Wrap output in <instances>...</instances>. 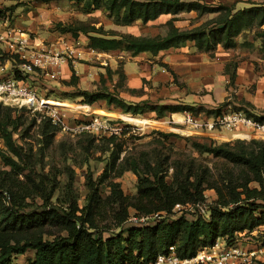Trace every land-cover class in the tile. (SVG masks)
Here are the masks:
<instances>
[{"label": "trees", "instance_id": "trees-1", "mask_svg": "<svg viewBox=\"0 0 264 264\" xmlns=\"http://www.w3.org/2000/svg\"><path fill=\"white\" fill-rule=\"evenodd\" d=\"M48 1V0H44ZM79 1V0H69ZM94 0L87 2L86 9L100 6L109 12L119 25H130L135 20L145 23L161 14H178L196 11L197 16L216 14L215 17L188 30H179L168 22L164 36L119 38L104 35L87 36L88 48L97 52L123 50L131 56L140 52L152 54L193 42L199 50L208 51L216 45L224 49L234 47L235 37L243 31L255 28L264 51V6L233 11L224 6H205L197 1L180 0ZM94 4V5H93ZM62 31L90 32L81 26L68 25ZM97 32L99 30L92 29ZM73 80V78H71ZM84 103L91 105L104 101L107 105L133 115L155 111L158 117L176 111H204L218 114L219 110H202L194 107L151 106L126 103L114 94L81 92ZM256 121L264 123V116L245 111ZM12 120L7 114L0 119V264H13V259L27 251L33 257L27 264H146L158 253L173 246L180 257L192 256L198 248L206 247L223 237L230 241L236 233L264 225V141L223 142L194 144L200 153L221 158L237 165L242 175L239 182L228 179L218 191V203L209 207V217L188 221L183 216L167 220L175 204L204 201L202 192L215 188L213 176L206 168L193 161H175L168 165L164 158L155 157L152 163L144 162L140 170L135 160L119 156L124 148L123 136H101V146H95L102 154L107 153L99 177L85 175L86 195L83 206L77 203L70 185L62 198H54L58 187L52 170L44 171L39 152L15 142ZM121 124L120 122H113ZM50 122L43 128L51 132ZM50 129V130H49ZM48 133V132H43ZM171 134L166 135L168 138ZM172 169L171 181L165 179ZM125 171L137 175L136 193L126 195L113 179ZM110 173H113L110 176ZM254 181L258 189L250 190L247 183ZM106 184L108 195L103 198L99 187ZM240 190H237L239 189ZM243 195V197H242ZM54 199V200H53ZM255 201H260L256 204ZM160 214L161 219L152 226H131L126 235L123 227L131 216L146 217ZM114 229L117 232H112ZM110 233L104 237L103 233Z\"/></svg>", "mask_w": 264, "mask_h": 264}, {"label": "rangeland", "instance_id": "rangeland-1", "mask_svg": "<svg viewBox=\"0 0 264 264\" xmlns=\"http://www.w3.org/2000/svg\"><path fill=\"white\" fill-rule=\"evenodd\" d=\"M98 1L101 4L102 1ZM87 2L94 3V0H79L77 2L69 0H0V34H3V31L8 28H13L16 31L28 34L37 43L44 42L48 44L59 39L68 42L78 40L80 46L87 50V36L89 35L97 36L100 34L105 37L119 38L125 33H131L148 37L151 34L164 36L168 31V23L166 25L162 23L164 19L156 21L154 24L119 25L109 15V12L101 6L99 8L91 6L86 9L85 4ZM181 13L183 12L178 14ZM207 17L197 16L196 14V16L180 17L179 19L194 28L209 20L206 19ZM68 25L74 28L81 26L86 30H90V32L76 31L77 37H73V32L62 31ZM92 29L99 31L97 33L91 31ZM0 55V62L3 63L7 58L4 49H0ZM100 58L97 55L87 57V53H85L80 59L73 62L80 63L88 69L84 72V80H79L77 84H71L69 79L65 80L61 75L55 81H48L41 77L32 81V87L40 95L66 105L62 110L65 114L63 126L53 125L46 117L39 116V114L30 113L26 110H15L0 104V119L9 114L12 120L9 128L14 127L13 138L15 142L25 148H31L33 152H39L42 157L43 170H52L55 173L58 187L54 198H62L66 188L70 185L72 193L77 197L78 205L83 206L86 195L85 175L90 172L93 179L99 177L107 157V153L102 154L96 150L95 146H101V136H109L110 134L86 130L79 131L77 126L93 118H101L109 120L110 123L120 122L131 126L122 137L125 150L120 154L119 160L123 157L130 158L129 161L135 160L140 170L143 169L144 162L152 163L156 156L160 160L167 158L168 165L173 164L175 161H193L196 166L206 168L216 183L215 188L206 189L202 194L204 200L208 201L210 206H215L218 203V190L216 188H220L228 179L239 182L242 177L239 172L241 169L221 158H214L210 154L198 152L194 144L209 143L210 140H213L215 144L223 142L248 144L252 140L261 141L259 137L253 132L250 133L249 139H235L230 134L224 135L228 132H221L220 135L218 133H203L201 135L182 126H170L167 120L171 114L164 113L163 116L158 117L155 113L145 111L143 114L133 115L109 106L104 101L88 105L83 101L84 98L81 95L83 91L89 94L108 92L122 99L120 93L123 89L120 76L108 67L104 70V66L100 64ZM67 63L72 64L70 61ZM118 64L120 65V63ZM259 69L264 71L262 68ZM230 108L264 116V109H257L247 104L231 105ZM194 113L205 114L204 111ZM120 114L146 119L149 124L143 125L135 121L125 120L119 117ZM173 117L175 120H179V117L175 115ZM44 121L50 122L51 132L43 128ZM168 134H171V136L167 138L166 135ZM2 147L3 144L0 139V148ZM112 174L110 173V176ZM171 174L172 169L169 168L165 176L168 183L171 181ZM113 181L119 184L124 194L134 195L136 193L137 175L132 171L123 172ZM247 187L250 190L258 189V185L254 181L248 182ZM237 190H240V188ZM99 193L103 198L108 195L109 189L106 184L100 185ZM255 203L260 204L261 202L255 201ZM177 216L180 215L175 217ZM150 219L159 220L155 217ZM129 227L131 226L123 227L124 235H126ZM112 232L115 233L117 230L114 229ZM250 232L255 235V239L264 241V225L256 226ZM239 233L241 234L239 238L242 241L250 238L248 230ZM109 234L105 232L103 236L107 237ZM32 257L33 252L27 251L25 254L14 258L13 264H27V261ZM262 260H264V257H262Z\"/></svg>", "mask_w": 264, "mask_h": 264}, {"label": "crops", "instance_id": "crops-1", "mask_svg": "<svg viewBox=\"0 0 264 264\" xmlns=\"http://www.w3.org/2000/svg\"><path fill=\"white\" fill-rule=\"evenodd\" d=\"M180 1H197L210 7L224 6L232 8L233 11L264 6V0ZM196 14V11L183 12L180 15L161 14L145 23L137 19L131 24H154L164 19L162 23L165 25L171 22L175 28L187 30L192 27L179 18H189ZM202 16H208L206 19H211L216 14ZM260 29H264V25ZM255 31L256 29L252 28L238 34L234 39V47L229 49L216 45L211 50L204 51L197 49L193 42L186 41L155 54L140 52L131 56L123 50H111L87 53V57L93 55L101 57L100 64L104 66L103 69L108 67L120 76L123 89L120 96L131 104L194 107L213 111L230 108L231 105L247 104L257 109H264V71L259 69H264V51L260 49L261 42L255 36ZM126 34L133 37H145ZM148 37H156V34ZM87 70V67L80 63L70 65L64 63L60 68L61 77L65 80L69 79L71 84L84 80L83 75ZM50 104L58 105L59 103L50 102ZM61 105L66 106L63 103L59 104ZM146 112L155 113V111ZM181 112L176 111L170 114L172 117L174 115L179 117ZM228 134L230 133H224V135Z\"/></svg>", "mask_w": 264, "mask_h": 264}, {"label": "built area", "instance_id": "built-area-1", "mask_svg": "<svg viewBox=\"0 0 264 264\" xmlns=\"http://www.w3.org/2000/svg\"><path fill=\"white\" fill-rule=\"evenodd\" d=\"M80 45L78 40L68 42L63 39L48 44L37 43L26 33L13 28L4 30L3 34H0V49H4L7 58L3 63L0 62V104L15 110L39 114L46 117L51 124L63 126L65 114L62 110L65 107L59 106V102L50 100L47 96L40 95L31 84L40 77L48 81L57 80L64 63H73L85 53L94 52L88 47L84 50ZM50 102L59 104L52 106ZM167 123L170 126L185 127L201 135L228 132L235 139H249L250 133L253 132L264 141V123L256 121L243 110L223 108L215 115L182 111L178 121L170 115ZM128 128H131L128 124L110 123L109 120L101 118H93L77 126L79 131L116 135ZM209 207L210 203L206 200L175 204L167 220L176 218V215L192 222L198 218L206 220L209 217ZM153 217L162 218L160 214L139 218L131 215L126 220V226H152L157 221L149 220ZM248 233L250 238L245 241L239 238V232L230 241L219 237L213 244L198 248L189 257H180L171 246L146 264H264V241H259L254 238L253 233Z\"/></svg>", "mask_w": 264, "mask_h": 264}, {"label": "bare ground", "instance_id": "bare-ground-1", "mask_svg": "<svg viewBox=\"0 0 264 264\" xmlns=\"http://www.w3.org/2000/svg\"><path fill=\"white\" fill-rule=\"evenodd\" d=\"M50 104V103H49ZM50 105H52V104H50ZM52 106H54V105H52ZM119 117H121V118H124L125 120H129V121H135V122H137V123H141V124H143V125H145V124H147L148 123V120H146V119H139V118H134V117H132V116H129V115H125V116H119ZM149 124V123H148Z\"/></svg>", "mask_w": 264, "mask_h": 264}]
</instances>
